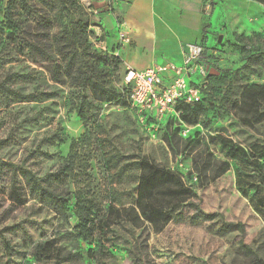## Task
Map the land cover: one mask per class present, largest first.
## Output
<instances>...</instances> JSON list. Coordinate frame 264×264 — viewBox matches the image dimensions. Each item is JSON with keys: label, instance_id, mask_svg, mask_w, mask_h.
Returning a JSON list of instances; mask_svg holds the SVG:
<instances>
[{"label": "rangeland", "instance_id": "rangeland-1", "mask_svg": "<svg viewBox=\"0 0 264 264\" xmlns=\"http://www.w3.org/2000/svg\"><path fill=\"white\" fill-rule=\"evenodd\" d=\"M5 3L0 0V7ZM217 5L219 26L203 56L218 74L206 79L208 70L204 79L199 73L185 79L187 85L206 83L207 122L192 126L193 136L172 138L171 147L163 141L164 123L157 130L152 120L143 127L118 104L93 103L83 123L73 110L75 90L55 86L43 68L15 54L5 34L0 35V84L23 94H52L26 102L0 95V160L44 177L76 143L82 149L80 166L71 180L58 184V191H82L96 207L94 231L90 238H80L72 202L64 218L27 194L18 181L24 199L19 205L9 197V174L0 172V264H136L135 257L142 264H230L238 234H219V221L192 223L193 210L186 204L197 202L194 195L203 212L242 223L245 243L264 260V208L255 204L251 192H240L233 164L202 187L193 170V156L205 145L215 158L227 159L214 137L245 149L264 142V100L252 103L247 99L251 94L242 96L245 87L264 83V62H250V52L229 46L238 42L255 53L264 51V6L251 0H218ZM127 70L122 62L116 85ZM152 168L175 175L183 186L162 183V172ZM42 248L40 263L37 252ZM66 255L73 257L60 262Z\"/></svg>", "mask_w": 264, "mask_h": 264}, {"label": "trees", "instance_id": "trees-1", "mask_svg": "<svg viewBox=\"0 0 264 264\" xmlns=\"http://www.w3.org/2000/svg\"><path fill=\"white\" fill-rule=\"evenodd\" d=\"M251 1L264 6V0ZM91 27L92 17L81 0H6L4 7H0V35L5 34V41L8 45L11 44L15 54L23 56L30 64L43 68L48 74L49 81L55 86H68L75 90L73 110L83 123L86 124L93 103L118 104L126 107L135 119L129 106L126 88L122 83L115 84L119 81L122 61L113 53L95 47L94 32ZM229 44L235 49L250 52L247 57L250 62H264V51L255 53L248 45L238 42ZM201 46L203 53L200 61L203 60L206 52V48ZM206 64L209 66L206 79H210L216 75L215 72L218 73V69L209 63ZM20 78L25 77L20 76ZM7 79L8 77L5 80ZM205 84L203 86L201 84L200 102L178 103L175 106L182 125L192 127L207 122L208 109L204 105L203 93ZM228 94L229 92L225 93V95ZM248 94H251L250 98L247 97ZM0 95L12 97L19 102L52 96L51 93L42 92L23 94L8 89L3 84H0ZM242 96L247 97L252 103L264 100V83L245 87ZM164 124L163 141L171 147V139L181 136V125L172 121ZM202 126L207 127L205 123ZM190 136L193 135L189 134L187 137ZM214 139L227 159L215 158L207 151L206 145L193 156V170L200 187L214 182L228 172L233 164L237 172V185L240 192L244 196L251 192L252 197L256 198L255 204L257 206L261 204V208H264V142L262 146L245 149L223 137L217 136ZM1 144L2 141H0ZM198 144L199 142L194 147L190 146L188 152L192 153L198 148ZM81 150L76 143H72L62 164L53 173L44 177L36 176L27 167L3 160H0V172L6 171L9 174V197L19 205L24 203V199L20 193L21 187L17 185L18 181L23 183L27 194L40 203L51 206L64 218V212L68 204L72 202L74 218L77 222V235L87 239L94 231L96 215L94 203L83 195L82 191L65 194L58 191V184L71 180L75 176V169L80 166L79 152ZM173 154L176 153L173 152ZM152 170L154 172L160 169L152 168ZM159 172H162L160 177L162 183L169 182L178 187L183 186L182 181L175 175L161 170ZM187 192L184 189V194ZM194 197L197 198L196 203L188 201L186 204L193 210L190 218L192 223L219 221V234L226 235L231 232L238 234L235 257L230 264H264V260L245 243V228L242 223L224 221L223 216L217 212H203L199 207L200 199L196 195ZM37 257V261L42 263L43 248L39 249ZM72 257V255L63 256L60 262ZM135 258L138 261L136 264H142L141 258Z\"/></svg>", "mask_w": 264, "mask_h": 264}, {"label": "crops", "instance_id": "crops-1", "mask_svg": "<svg viewBox=\"0 0 264 264\" xmlns=\"http://www.w3.org/2000/svg\"><path fill=\"white\" fill-rule=\"evenodd\" d=\"M85 1L84 6L99 12L92 17L95 47L113 53L135 71L164 62L180 65L183 47L199 43L207 48L219 26L218 0H211L210 16L204 13L205 0H110V11L105 0ZM119 31L127 34L128 43L120 42ZM159 53L168 59H159Z\"/></svg>", "mask_w": 264, "mask_h": 264}, {"label": "built area", "instance_id": "built-area-1", "mask_svg": "<svg viewBox=\"0 0 264 264\" xmlns=\"http://www.w3.org/2000/svg\"><path fill=\"white\" fill-rule=\"evenodd\" d=\"M107 3V11L111 10L110 0ZM211 0H205L204 13L210 16ZM91 17L99 15L98 10L89 9ZM119 40L128 43L125 32L119 31ZM203 53L201 44L189 43L182 49V61L180 65L164 62L151 68L135 71L128 69L123 77L122 85L126 88L127 99L136 121L146 127L150 120L154 121L155 130L167 121L181 125L180 135L187 137L192 127L182 125L179 114L175 110L178 103L195 104L201 101V84H186V77L199 73L204 79L209 66L200 61Z\"/></svg>", "mask_w": 264, "mask_h": 264}, {"label": "water", "instance_id": "water-1", "mask_svg": "<svg viewBox=\"0 0 264 264\" xmlns=\"http://www.w3.org/2000/svg\"><path fill=\"white\" fill-rule=\"evenodd\" d=\"M215 74H218L217 72H215Z\"/></svg>", "mask_w": 264, "mask_h": 264}]
</instances>
